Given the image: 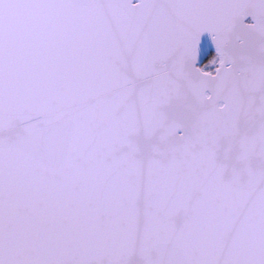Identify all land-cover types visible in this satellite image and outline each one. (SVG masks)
I'll use <instances>...</instances> for the list:
<instances>
[{
    "label": "snow or ice",
    "instance_id": "1",
    "mask_svg": "<svg viewBox=\"0 0 264 264\" xmlns=\"http://www.w3.org/2000/svg\"><path fill=\"white\" fill-rule=\"evenodd\" d=\"M0 264H264V0H0Z\"/></svg>",
    "mask_w": 264,
    "mask_h": 264
}]
</instances>
